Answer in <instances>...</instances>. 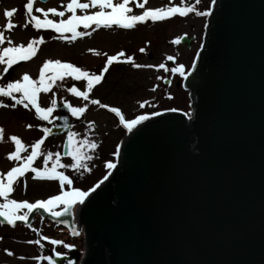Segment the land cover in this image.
<instances>
[{
    "label": "water",
    "instance_id": "95a60500",
    "mask_svg": "<svg viewBox=\"0 0 264 264\" xmlns=\"http://www.w3.org/2000/svg\"><path fill=\"white\" fill-rule=\"evenodd\" d=\"M205 29L188 118L138 124L79 205L81 264H264V0H215Z\"/></svg>",
    "mask_w": 264,
    "mask_h": 264
},
{
    "label": "rangeland",
    "instance_id": "374dc122",
    "mask_svg": "<svg viewBox=\"0 0 264 264\" xmlns=\"http://www.w3.org/2000/svg\"><path fill=\"white\" fill-rule=\"evenodd\" d=\"M25 0H0V32L5 37V43L0 48L9 46L8 39L12 40V46L27 44L31 39L40 38L37 32L32 33L25 29L24 23L27 22L25 13L16 11L12 17L4 16L5 10H11L13 7L22 6ZM69 0H34V6L41 9L48 7H58V10L66 8ZM139 0L133 2L135 13L142 11L136 8ZM36 3V4H35ZM185 4H192L197 11H206L209 7V0H184ZM146 8H155L162 6H182V0H147L144 5ZM66 14V13H65ZM38 15V14H37ZM50 15H48V18ZM175 17H181L178 14ZM63 19L65 17H58ZM206 18L196 16L194 12L188 13L182 18L165 20L164 22H153L150 19L144 23H138L132 29L119 31L117 27L96 28L95 26L81 32H89V35L77 37L75 40L59 39V36L52 35L47 38L43 37L44 43L39 45L36 55L30 60L21 61L13 67L8 68L10 81L22 78V74H29L30 78L36 80L39 76V69L45 60H64L81 68L89 73L99 75L100 68L104 67L106 61L105 55H115L114 53L122 50L124 59L131 56V62L116 63L108 66L101 81L94 85L89 92V99L84 100L67 91V88L75 86L79 91L86 89V81L81 78L77 81L66 76L62 81L57 80L49 92L41 91L37 94V102L42 107H49L53 92L57 104L65 101L73 107H82L87 105L84 113L79 117H74L69 112L70 126L69 131L78 135L76 140H90L96 143L95 149H85L88 155L92 157L88 164V171L81 169L79 172L71 168H59L58 171H64L73 180V186L85 187L100 178L106 171L105 164L114 161L112 153L116 150V145L126 137V131L119 126V120L116 115L110 113L106 108L99 105H93L90 100L96 99L100 104L110 107H118L124 112L126 119H134L141 113L156 111L157 109H168L171 106L182 108L188 111L189 95L182 88V77L176 73L173 74L170 69L176 64H183L185 71L190 66L195 50L202 41L204 32L203 24ZM8 23L15 25L11 30H5ZM5 31V32H4ZM77 31H80L79 29ZM185 36L183 40L174 42L180 36ZM65 36H71L67 34ZM143 48L141 52L139 49ZM94 50V51H90ZM117 54V53H116ZM175 57L174 61H168L167 56ZM140 65L157 66L164 63L169 71H164L157 67H132V63ZM5 67V65H4ZM2 67V68H4ZM0 71V75L2 74ZM47 75V72H46ZM157 77H160L159 79ZM168 77L167 83L163 84V78ZM3 103H14L7 97H0ZM147 102L143 108L141 102ZM56 104V105H57ZM22 108L23 111H20ZM31 112L32 115L29 113ZM31 106L27 108L23 105H17L16 108L0 107V128L3 129V139L0 140V173H7L11 167L16 166L19 162L15 159L8 160L7 155L15 150V143L9 139L10 136H17L25 146L21 156H26L31 152V145L43 137L41 144V155L33 162V166L42 168L43 155L51 152L59 154L62 164H70L71 157L68 155L69 145L67 143V134L57 137H45L42 129L50 127L57 120L55 117L60 114L56 108L49 115V120L42 123L35 115L33 116ZM91 122V124L89 123ZM31 125V127H28ZM120 142V143H119ZM53 156L51 159H54ZM51 159L48 166L51 167ZM33 173L19 177L18 182L14 185V191L10 198L27 200L34 202L37 199L48 198L59 194L60 186L58 181L33 179ZM67 189V185H65ZM34 216L32 219V229L24 226L6 227L0 225V264H47V261L36 260L37 256H52L54 264L58 256L54 253L64 252L68 257H76L80 262L83 257L84 240L83 232L73 237L64 230L59 224H53L50 221L40 220ZM35 231H34V229ZM33 230V231H31ZM48 237V240L42 239ZM51 239H59L64 243L75 245L71 250L65 249L62 245L53 246ZM40 240L43 248L35 243L28 241ZM12 252L10 256L5 250ZM65 256V255H64Z\"/></svg>",
    "mask_w": 264,
    "mask_h": 264
},
{
    "label": "snow or ice",
    "instance_id": "6c2138e0",
    "mask_svg": "<svg viewBox=\"0 0 264 264\" xmlns=\"http://www.w3.org/2000/svg\"><path fill=\"white\" fill-rule=\"evenodd\" d=\"M133 2H135V0H133ZM146 2L147 0H139V2H137L136 6L143 9L142 13L137 15L130 14L132 12V8L129 7L130 0H117V2H114V0H86V2H81V0H69V2L66 4L65 10L63 11H58L56 7H49L46 11L40 7H35V12L42 13L44 17L43 19L38 18L36 15H31L34 8V0H27L24 7L27 13L31 16L32 27L35 29H52L53 31L61 34L59 39H67L69 41L75 40L77 37L90 34L87 31H77V28L81 26L85 30L89 29L92 25H95L96 28H110L115 25L124 29H132L137 23H144L149 19L153 22L163 21L173 17L176 14L184 17L188 13L192 12H194L196 16L206 17L211 12V8H208L206 11H197L192 4H185L184 0H182V6H162L155 8H146L144 6ZM196 3H199V0H196ZM212 3L214 4L215 0H212ZM89 8H94L97 10L85 12V10ZM77 9L81 10L82 14L77 15ZM15 12V8H12L11 10H5L4 16L6 18L12 17ZM65 12L71 13L66 19H60L57 21L48 18L49 13H51L53 17H65ZM14 27V24L8 23L5 26V30H11ZM64 33H71V36H65L63 35ZM180 39H182V37H178L174 42L178 43ZM4 43L5 37L3 33L0 32V45H3ZM7 43L9 46L0 48V64L5 65L3 69L4 72H7L8 68L13 64H17L19 61H27L34 57L39 45L44 43V40L43 37L31 39L28 41L26 46L19 44L12 46L11 39H8ZM139 51L143 52L144 49L141 48ZM120 57H124L123 52L108 56L104 68L101 70L99 75L84 71L70 62H61L60 60H45L39 69V76L36 80L31 79L29 74L24 73L22 74L21 79L9 81L7 84L0 86V97H7L14 101V103H11L10 105L0 101V107L16 108L17 105H23V107L27 108L30 104L35 109L37 117L41 120L47 121L49 120V115L56 107V94L55 92L52 94L53 98L50 102L51 106L41 107L37 103L38 93L41 91L44 93L49 92V90L52 88V85L57 80L62 81L65 76H70L77 81L83 78V80L86 81V89L84 91H79L75 86H72L67 88V91L78 97H82L84 100H88L89 92L93 89L94 85L101 81L109 65L113 64V62L125 63L131 62L133 60L131 56H127L124 59H120ZM166 59L168 61H174L175 57L169 55L166 57ZM194 63L195 61L193 64ZM132 67H157L159 69H163L164 71H169L164 63L153 66L140 65L133 62ZM170 71L173 74L178 73L181 77L186 78V72L183 64H176V66L172 67ZM46 72H50L51 75H46ZM157 78L159 79L160 77ZM15 94H19V97ZM25 101L27 103H25ZM90 103L93 105H99L101 108H108L109 111L115 113L116 116L120 118V123L129 132L132 131V129L138 124L149 118L148 115H138L134 119L126 120L121 114L120 109L116 107H109L108 105L100 104V102L96 99L90 100ZM146 103V101L141 102L140 107L143 108ZM64 107L69 110L72 116L79 117L85 112L87 105L82 107H73L65 103ZM171 110L175 111V109ZM151 115H159V113L154 112L151 113ZM89 123L91 124V122ZM28 127H31V125H28ZM65 127H67V123L65 124ZM42 131L45 134V137L51 133V129L48 127H44ZM77 135V133L72 131H69L67 134V143L69 145L68 155L71 157L70 164H62L60 162L59 154H53L49 152L43 155L44 166L42 168L34 167L33 162L38 156L41 155V144L43 142V137L36 140L31 145V152L26 156H21V152L24 151L25 148L21 140L15 135L9 137V139L15 143V150L7 155V159H15L19 163L16 166L11 167L7 173H0V217L3 218V221H6L7 225L15 226L17 221H23L25 224H27L29 215L37 209H43L53 217H60L61 215L67 213L71 206L76 205L77 203L84 204L85 199L89 196V194L92 193L96 187H99V184L87 190H81L80 188L73 187V180L70 178V176L66 175L64 171L57 170L59 168H71L77 172H79L81 169L84 171L89 170L87 162L90 161L92 157L87 154L85 149H95L97 145L96 143L87 139H74ZM2 139L3 129L0 128V140ZM53 156H55V158L51 159ZM50 159L51 167L48 166ZM105 167L111 170L114 169L116 165L115 163L109 161L106 162ZM29 171L34 174L32 177L34 180L39 179L58 181L60 186L59 194L50 196L46 199H37L34 202H29L27 200L17 201L16 199L10 198V194L14 191V185L18 182V178L24 177L25 173H28ZM107 178V176L104 177V179ZM65 185H67V189H65ZM57 206H63V210L56 211L55 209ZM64 223L67 224L68 222L64 221ZM71 234L73 236L79 235V233L74 228L72 229ZM42 239L48 240L49 238L42 237ZM28 243H35L43 248L40 240L28 241ZM50 243L53 246L62 245L68 250H71L75 247V245L64 243L59 239H51ZM5 251L10 256L13 254L7 249ZM54 254L56 256H67V253L61 254L56 252ZM35 259L38 261H47V264H54L52 256H37ZM67 264H74L73 259L68 258Z\"/></svg>",
    "mask_w": 264,
    "mask_h": 264
}]
</instances>
